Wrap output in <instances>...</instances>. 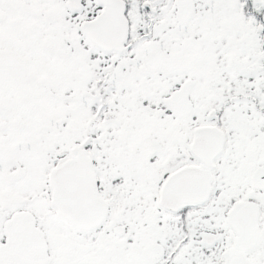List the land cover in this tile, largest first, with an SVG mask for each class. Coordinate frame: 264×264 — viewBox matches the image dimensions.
<instances>
[{
    "label": "snow or ice",
    "instance_id": "snow-or-ice-1",
    "mask_svg": "<svg viewBox=\"0 0 264 264\" xmlns=\"http://www.w3.org/2000/svg\"><path fill=\"white\" fill-rule=\"evenodd\" d=\"M0 264H264V0H0Z\"/></svg>",
    "mask_w": 264,
    "mask_h": 264
}]
</instances>
